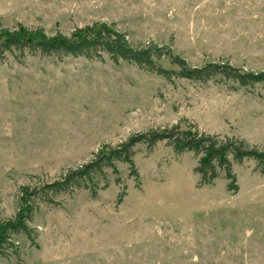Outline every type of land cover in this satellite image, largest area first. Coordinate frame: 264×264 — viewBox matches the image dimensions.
Returning a JSON list of instances; mask_svg holds the SVG:
<instances>
[{"label":"rangeland","instance_id":"374dc122","mask_svg":"<svg viewBox=\"0 0 264 264\" xmlns=\"http://www.w3.org/2000/svg\"><path fill=\"white\" fill-rule=\"evenodd\" d=\"M95 22L191 65L264 69V0H0V30L69 35ZM177 123L264 148V87L166 79L107 55L1 57L0 225L16 214L21 186L59 179L104 144ZM196 165L192 152L165 142L138 144L134 168L107 169L95 197L80 188L40 201L34 240L15 238L20 255L0 264H264V173L254 160L234 163L233 192L223 171L199 185Z\"/></svg>","mask_w":264,"mask_h":264},{"label":"trees","instance_id":"16d2710c","mask_svg":"<svg viewBox=\"0 0 264 264\" xmlns=\"http://www.w3.org/2000/svg\"><path fill=\"white\" fill-rule=\"evenodd\" d=\"M25 54L59 58L81 56L89 59H102L107 55L116 63H132L166 79L176 77L198 82L219 79L232 81L240 87H264V69L246 70L224 60L208 61L200 66L191 65L169 47H134L123 33L100 22L76 27L69 35L61 32L47 34L42 28L22 24L13 29H1L0 58L6 55L20 57ZM162 59H166L174 68H165L160 63ZM158 142H165L178 154H194L197 158L194 172L199 176V185L213 183L223 171L225 178L230 181L228 189L237 192L233 164H241L246 159L254 160L260 172L264 173V148L241 138L208 133L197 126L183 128L179 123L134 133L115 146L104 144L91 160L69 169L59 179L21 186L16 214L0 225V258L20 255L15 238L24 236L27 240H34V230L30 222L40 201L53 203L56 196L80 188L88 189L95 197L100 183L103 182V187L108 183L107 169L118 173L119 162L134 168L135 147L144 144L151 149ZM133 174L138 175L137 171ZM125 194V191L120 193V201Z\"/></svg>","mask_w":264,"mask_h":264}]
</instances>
